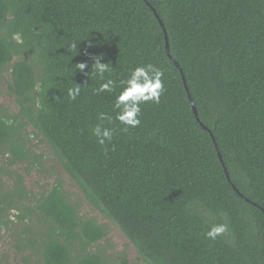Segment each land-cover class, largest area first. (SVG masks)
I'll return each instance as SVG.
<instances>
[{
  "label": "trees",
  "instance_id": "16d2710c",
  "mask_svg": "<svg viewBox=\"0 0 264 264\" xmlns=\"http://www.w3.org/2000/svg\"><path fill=\"white\" fill-rule=\"evenodd\" d=\"M94 56L117 84L137 65L164 71L165 92L159 104L140 106L139 126L105 122L116 129L107 155L90 129L99 112L112 113L119 89L95 93L102 81L91 74ZM6 71L18 106L10 116L0 108V155L9 165L31 160V127L144 264H264V0H0ZM73 84L87 85L75 101L66 95ZM1 174L14 186L0 179V226L19 207L16 217L29 223L18 234L23 262L105 264L91 247L106 230L78 215L59 182L27 207L21 176L4 166ZM211 223L230 230L207 240Z\"/></svg>",
  "mask_w": 264,
  "mask_h": 264
},
{
  "label": "rangeland",
  "instance_id": "374dc122",
  "mask_svg": "<svg viewBox=\"0 0 264 264\" xmlns=\"http://www.w3.org/2000/svg\"><path fill=\"white\" fill-rule=\"evenodd\" d=\"M10 80L9 71L0 74V108L10 116L18 111V106L7 92V84ZM29 133V140L26 149L29 151L31 160L16 165H9L7 153L0 155V168L6 167L8 171L16 172L21 176L24 205L34 206L43 192L49 191L52 185L59 182L68 200L76 206L79 216L92 218L95 222L106 230V236L97 245L91 247L92 251H99L105 264H144L133 246L126 237L99 211L90 206L62 169L58 157L52 152L43 138L33 133L31 127H26ZM3 188L12 189L13 179L0 175ZM22 208H15L8 213V218L13 220L12 224L0 226V261L6 264H26L23 259H27L28 252H24L18 245L19 235H24L22 228L28 221L22 222L16 215L22 213ZM41 218H33L34 225ZM19 234V235H18Z\"/></svg>",
  "mask_w": 264,
  "mask_h": 264
},
{
  "label": "clouds",
  "instance_id": "9594fccd",
  "mask_svg": "<svg viewBox=\"0 0 264 264\" xmlns=\"http://www.w3.org/2000/svg\"><path fill=\"white\" fill-rule=\"evenodd\" d=\"M20 42V38L14 37ZM77 42L70 44V49H77ZM93 64L91 67V74L97 77L100 81L99 87L94 91L95 93H115V99L112 106V113L99 112L97 114V123L94 124L90 131L91 135L95 137L98 145L102 146L105 155H107L108 148L106 144H111L116 129L105 125L118 121L123 126L122 130L127 131L128 128H135L141 124V105L147 102L159 104L160 98L165 92L164 71L161 67L153 63H145L137 65L128 69L126 78L120 79L117 84L116 81L110 78H105V73H110L113 68L108 63H102L101 56L91 57ZM88 64L82 62L77 64V69L83 71ZM89 76V73H86ZM87 86V85H86ZM78 84H73L67 89V97L75 101L81 94L82 88ZM227 223H211L207 231L204 233L205 239L216 241L218 237L223 236L229 231Z\"/></svg>",
  "mask_w": 264,
  "mask_h": 264
},
{
  "label": "water",
  "instance_id": "95a60500",
  "mask_svg": "<svg viewBox=\"0 0 264 264\" xmlns=\"http://www.w3.org/2000/svg\"><path fill=\"white\" fill-rule=\"evenodd\" d=\"M145 3L148 5V3H147L146 1H145ZM148 6H149L150 9L152 10L153 14H154L155 17L157 18L159 24L161 25V27H162V29H163V31H164L163 24H162L161 20L159 19L158 15L156 14L155 10H154L150 5H148ZM164 32H165V31H164ZM165 38H166V46H165V49H166V52H167V54H168L167 37H165ZM173 62H174V64H175V66L179 68L178 63L175 62L174 60H173ZM179 70H180L181 75H182V79H183L184 87H185V89H186V91H187L188 99H189V101L191 102L192 111H193V113H194V116L196 117V120L200 123V125L202 126V128L210 134V136H211V138H212V140H213V143H214V145H215V147H216V149H217L216 142H215L214 137L212 136L210 130H208V128H207L206 126H204V125L199 121V119L197 118V113H196L195 105L192 103V98H191V96H190V94H189V92H188V88H187L186 80L184 79V76H183L182 71H181L180 68H179ZM217 154H218V158H219V160H220V162H221V164H222L223 171H224V174H225V176H226V178H227V181L230 183V179H229V175H228L227 168H226V166L224 165V163H223V161H222V159H221V156H220V153H219L218 149H217ZM231 186H232L233 190H235L239 195H241V194L237 191V189L235 188V186H234L232 183H231ZM247 201H248V200H247ZM252 204L255 205V206H257V205L254 204V203H252Z\"/></svg>",
  "mask_w": 264,
  "mask_h": 264
}]
</instances>
